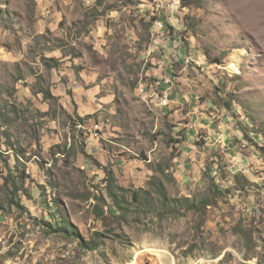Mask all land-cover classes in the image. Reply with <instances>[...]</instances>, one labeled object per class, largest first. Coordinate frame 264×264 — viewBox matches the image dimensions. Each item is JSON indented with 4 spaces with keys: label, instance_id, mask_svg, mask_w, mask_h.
Listing matches in <instances>:
<instances>
[{
    "label": "rangeland",
    "instance_id": "obj_1",
    "mask_svg": "<svg viewBox=\"0 0 264 264\" xmlns=\"http://www.w3.org/2000/svg\"><path fill=\"white\" fill-rule=\"evenodd\" d=\"M0 264H264V0H0Z\"/></svg>",
    "mask_w": 264,
    "mask_h": 264
},
{
    "label": "trees",
    "instance_id": "obj_2",
    "mask_svg": "<svg viewBox=\"0 0 264 264\" xmlns=\"http://www.w3.org/2000/svg\"><path fill=\"white\" fill-rule=\"evenodd\" d=\"M182 7H188L190 5V3H195V1H201V0H178ZM106 174V190L108 192L109 197L111 198L113 205L118 208L119 210H121L122 212L127 210L125 207L121 206V204L123 203V193H124V189L121 187H118L115 183V178L113 177V175L109 172L105 173ZM149 186L155 190L154 193L156 195H158V197L161 199V201L163 203H166L167 201V197H166V193H165V189L164 186L159 182L156 181L155 179H152L151 181H149ZM16 191V190H15ZM133 197L139 198V195L137 194H133ZM182 203H184V209L187 212L193 211H199L202 208H206L207 206H210V203L208 200H202L199 203H194V202H190L188 199L184 198L181 200ZM15 205H18V203H15ZM165 206V204H163ZM165 209L159 211L158 216H164ZM176 213L177 211H171V213ZM163 218V217H162ZM60 231L61 233H66L68 234L70 237H74L76 239H80L78 234L74 232V230L72 228H64V227H60ZM80 246H84L86 248H90L92 249V247H90L89 242H84L83 240L80 239Z\"/></svg>",
    "mask_w": 264,
    "mask_h": 264
},
{
    "label": "built area",
    "instance_id": "obj_3",
    "mask_svg": "<svg viewBox=\"0 0 264 264\" xmlns=\"http://www.w3.org/2000/svg\"><path fill=\"white\" fill-rule=\"evenodd\" d=\"M157 24H158L159 27H162V23H161V21H160V22H157ZM157 24H156V25H157ZM161 102L164 103L163 101H161Z\"/></svg>",
    "mask_w": 264,
    "mask_h": 264
},
{
    "label": "crops",
    "instance_id": "obj_4",
    "mask_svg": "<svg viewBox=\"0 0 264 264\" xmlns=\"http://www.w3.org/2000/svg\"><path fill=\"white\" fill-rule=\"evenodd\" d=\"M164 100V101H163ZM162 101L164 102L163 104H165V102H167V99L165 98V99H163Z\"/></svg>",
    "mask_w": 264,
    "mask_h": 264
}]
</instances>
